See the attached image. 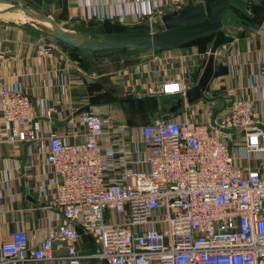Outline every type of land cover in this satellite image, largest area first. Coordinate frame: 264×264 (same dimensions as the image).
<instances>
[{
    "label": "built area",
    "instance_id": "2783aa9c",
    "mask_svg": "<svg viewBox=\"0 0 264 264\" xmlns=\"http://www.w3.org/2000/svg\"><path fill=\"white\" fill-rule=\"evenodd\" d=\"M199 1L169 0L173 12ZM124 14L109 18L124 24ZM140 17L152 23L150 9ZM39 48L48 54L49 47ZM226 64L235 75L237 58L228 55ZM199 75L159 80L145 95L185 99ZM246 88L256 94L224 98L207 87L204 98L137 126L75 111L68 139L43 128L57 112L49 93L37 114L32 93L0 79V142L29 144L43 157L51 177L37 189L60 215L40 239L22 225L2 236L0 264H81L85 257L101 264H264V126L254 112L264 100L261 51ZM81 235L95 251H78Z\"/></svg>",
    "mask_w": 264,
    "mask_h": 264
},
{
    "label": "crops",
    "instance_id": "0c3cea01",
    "mask_svg": "<svg viewBox=\"0 0 264 264\" xmlns=\"http://www.w3.org/2000/svg\"><path fill=\"white\" fill-rule=\"evenodd\" d=\"M22 1L35 11L52 17L65 28L77 23H116L112 20L116 21L119 14L123 13L126 14L123 20L125 25L144 23L146 20L141 19L140 13L150 9L153 15L151 29L159 30L163 27L159 21L161 15L173 12L169 0H82V4L79 0ZM156 3L161 6L157 8ZM110 15L115 17L111 20ZM5 25L6 28L0 29V79L10 87L32 93L37 114L38 101L46 92L49 93L47 103L55 106L57 112L52 123H44L43 128L45 131L55 130L68 139L73 130V121L69 117L75 111L103 112L100 96L96 94L99 91L112 93L109 90L116 89L123 97V93L130 90L132 94L129 96L135 100L149 99L152 96H146L144 92L147 85L168 77H186L190 73L199 75L202 71L203 50L197 46L183 48V45L171 50L148 51L139 54V57L113 55L82 59L76 51L53 38L23 30L25 25L13 22H6ZM248 30L252 35L233 36L234 40L223 45L215 54V70L208 88L224 98L243 93L256 94L255 88L247 89L246 86L256 73L260 51L264 56V19L250 23ZM39 43L49 47L48 54L41 51ZM176 49L178 51H174ZM228 55L237 58L235 75H231L226 64ZM84 69H92V72ZM173 98L167 97V100ZM164 111L163 108L160 114ZM254 112L264 126V100H257ZM157 118L152 117L146 122ZM2 177H6L7 181L0 184V239L19 225L25 228L29 236L40 239L50 220L55 224L60 219L58 209L44 192L37 189L40 184L49 182L51 177L43 157H37L29 144L13 147L0 142ZM44 206L51 207L44 209ZM76 247L82 254L96 250L93 240L85 235H81ZM64 253V248L57 252L60 255ZM40 264L67 263L65 259H60ZM81 264L101 263L95 258L85 257Z\"/></svg>",
    "mask_w": 264,
    "mask_h": 264
},
{
    "label": "water",
    "instance_id": "95a60500",
    "mask_svg": "<svg viewBox=\"0 0 264 264\" xmlns=\"http://www.w3.org/2000/svg\"><path fill=\"white\" fill-rule=\"evenodd\" d=\"M229 1L202 0L176 12L164 13L159 20L163 27L159 30H152L149 22L125 25L111 21L77 23L71 28H65L50 17L16 2L0 8V15L8 12L26 15L29 17L27 21L15 24L32 25L42 34L75 49L82 58H105L113 55L129 58L148 51L171 50L212 36L208 56L203 61L197 82L186 90L185 99L173 98L172 105L164 111L163 119H166L167 113L173 114L182 108L184 100L194 103L204 98L203 92L214 74L217 49L233 41V37L225 33L223 24V15ZM246 9L252 10L249 5ZM244 15L251 18L250 12L246 11Z\"/></svg>",
    "mask_w": 264,
    "mask_h": 264
},
{
    "label": "rangeland",
    "instance_id": "374dc122",
    "mask_svg": "<svg viewBox=\"0 0 264 264\" xmlns=\"http://www.w3.org/2000/svg\"><path fill=\"white\" fill-rule=\"evenodd\" d=\"M14 2L19 3L20 5L26 8H29L32 11H35L34 9L30 8V5H24L22 0L20 1L0 0V8L8 7L9 4L14 3ZM246 4L253 5V7L255 8L254 15H252L253 13L251 11H248L246 9ZM246 11L251 12V18L248 19L244 16V13ZM35 12L40 13L38 11H35ZM50 18L53 19L52 17ZM28 19L29 17L23 14L21 15L18 12H8L6 14H1L0 15V29L6 28V25H5L6 22L15 23V22L27 21ZM263 19H264V0H230L224 12V15H223L224 31L227 35H230L232 37L235 35H239V37H244L250 34L248 30L250 23L261 22ZM22 28L23 30L28 31L30 33H35L37 35H41L43 37L48 38V36L42 34L39 30L34 28L32 25L26 24ZM211 41H212V36L204 38V39H199L194 42H190L186 44L183 48H186L189 46H197L199 49H202L203 52H207V56H208V51H209ZM221 48L222 46L219 47L217 51H219ZM174 51H178V49ZM138 55L136 56L139 57ZM84 70L87 72H92L91 71L92 69H84ZM109 91H111L112 93L107 92L108 93L107 94L106 91H103V92L99 91V93H96L97 95L99 94L100 96L99 98L101 99L100 108L103 111V112L97 111L99 112L98 114L111 118L115 121L124 122L129 125L131 124L128 123L127 120H131V122H136L133 125H139V124L147 123L145 121L147 119H151L152 117H159L161 110L163 108L168 109L172 105V102L174 101V99L167 100V98L165 97L161 99L157 97H152L149 99H144L143 106L139 108L138 105L135 104V102L131 105L129 101H127V99L124 100L122 98L120 91L116 89L109 90ZM152 107H153V111H152Z\"/></svg>",
    "mask_w": 264,
    "mask_h": 264
},
{
    "label": "trees",
    "instance_id": "16d2710c",
    "mask_svg": "<svg viewBox=\"0 0 264 264\" xmlns=\"http://www.w3.org/2000/svg\"><path fill=\"white\" fill-rule=\"evenodd\" d=\"M249 4H246V7L248 6ZM250 6V8L252 9L251 11H252V13H254V11H255V8L253 7V5H249ZM253 15V14H252ZM245 16V15H244ZM246 17V16H245ZM247 18V17H246ZM249 19V18H248ZM207 38V37H206ZM202 39H204V38H202ZM197 40H199V39H197ZM194 41H196V40H194ZM194 41H192V42H194ZM65 45V44H64ZM68 47V46H67ZM69 48V47H68ZM69 49H71V48H69ZM71 50H73V51H76L75 49H71ZM77 52V51H76ZM78 54V53H77ZM78 56H79V54H78ZM80 57V56H79ZM80 58H82V57H80ZM82 59H86V58H82ZM107 93V92H106ZM108 94V93H107ZM124 100H126L127 99V101H129V103L132 105L134 102H135V104H137L138 105V107L139 108H141V106H143V104H144V99L145 98H143V99H141V100H135V99H133V98H131L128 94H124L123 93V97H122ZM146 99H148V98H146ZM146 121V120H145ZM127 122L128 123H130L131 124V126H137V125H133V124H135L136 122H131V120H127ZM143 124H145V123H143ZM129 125V124H128ZM139 125H142V124H139Z\"/></svg>",
    "mask_w": 264,
    "mask_h": 264
},
{
    "label": "bare ground",
    "instance_id": "6f19581e",
    "mask_svg": "<svg viewBox=\"0 0 264 264\" xmlns=\"http://www.w3.org/2000/svg\"><path fill=\"white\" fill-rule=\"evenodd\" d=\"M20 14V13H19Z\"/></svg>",
    "mask_w": 264,
    "mask_h": 264
}]
</instances>
